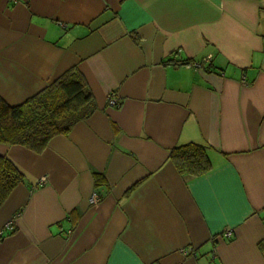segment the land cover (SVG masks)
Returning <instances> with one entry per match:
<instances>
[{
    "label": "crops",
    "instance_id": "crops-1",
    "mask_svg": "<svg viewBox=\"0 0 264 264\" xmlns=\"http://www.w3.org/2000/svg\"><path fill=\"white\" fill-rule=\"evenodd\" d=\"M71 68L92 116L40 153L0 144L23 178L0 264H264V0H0V100ZM187 143L208 174L175 169Z\"/></svg>",
    "mask_w": 264,
    "mask_h": 264
},
{
    "label": "trees",
    "instance_id": "trees-1",
    "mask_svg": "<svg viewBox=\"0 0 264 264\" xmlns=\"http://www.w3.org/2000/svg\"><path fill=\"white\" fill-rule=\"evenodd\" d=\"M95 111L83 75L71 68L20 105L9 106L0 100V144L20 145L40 153L52 138L68 135ZM209 150L196 143L178 145L170 150L169 160L181 175L201 177L212 170ZM22 181L16 168L0 156V207Z\"/></svg>",
    "mask_w": 264,
    "mask_h": 264
},
{
    "label": "built area",
    "instance_id": "built-area-1",
    "mask_svg": "<svg viewBox=\"0 0 264 264\" xmlns=\"http://www.w3.org/2000/svg\"><path fill=\"white\" fill-rule=\"evenodd\" d=\"M209 62H210V57L208 56V57L203 58L200 61L187 64L186 67L198 69V68L202 67L203 65L208 64ZM108 104L111 106H118L117 100L112 96H110L108 98ZM100 198H101V195L98 192H94L91 194V196L89 198V203L92 205H96L99 202ZM4 231H6V232H13L14 231V226H13L12 221H9L8 223L5 224L3 231L0 232V235ZM222 236L226 239H231L233 237V232L231 229H226L222 233Z\"/></svg>",
    "mask_w": 264,
    "mask_h": 264
}]
</instances>
